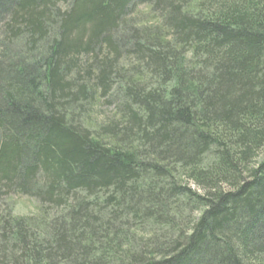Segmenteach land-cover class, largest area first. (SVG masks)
Segmentation results:
<instances>
[{
    "label": "trees",
    "instance_id": "16d2710c",
    "mask_svg": "<svg viewBox=\"0 0 264 264\" xmlns=\"http://www.w3.org/2000/svg\"><path fill=\"white\" fill-rule=\"evenodd\" d=\"M0 264H264V0H0Z\"/></svg>",
    "mask_w": 264,
    "mask_h": 264
},
{
    "label": "rangeland",
    "instance_id": "374dc122",
    "mask_svg": "<svg viewBox=\"0 0 264 264\" xmlns=\"http://www.w3.org/2000/svg\"><path fill=\"white\" fill-rule=\"evenodd\" d=\"M107 110V109H106ZM196 190V188H193ZM197 191V190H196ZM12 205L14 211H21V214L29 215L35 211L36 203L27 198H14L10 206Z\"/></svg>",
    "mask_w": 264,
    "mask_h": 264
}]
</instances>
